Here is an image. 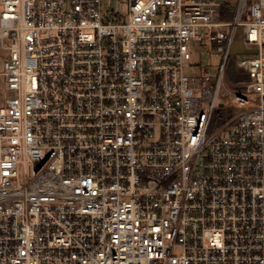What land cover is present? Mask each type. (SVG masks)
I'll list each match as a JSON object with an SVG mask.
<instances>
[{"label":"built area","instance_id":"1","mask_svg":"<svg viewBox=\"0 0 264 264\" xmlns=\"http://www.w3.org/2000/svg\"><path fill=\"white\" fill-rule=\"evenodd\" d=\"M110 1L0 0V264H264V0Z\"/></svg>","mask_w":264,"mask_h":264},{"label":"rangeland","instance_id":"2","mask_svg":"<svg viewBox=\"0 0 264 264\" xmlns=\"http://www.w3.org/2000/svg\"><path fill=\"white\" fill-rule=\"evenodd\" d=\"M110 8H113L114 10L118 9V1L117 0H111L110 1ZM125 6H121V10H124ZM109 8L107 7L106 2H103V11H107ZM10 44V39H5L2 42V46H0V71L2 70V65L4 59L8 56V50L4 49L3 46H7ZM190 44V55H191V65L186 68V73L189 75H200V74H215L217 72L220 60H221V52L216 51L215 47L211 45L208 41H195L189 42ZM245 45L243 43V37H242V29L241 27H238L236 30V36L234 39V42L231 46V54L235 55L237 53L245 51ZM233 57V56H232ZM231 60H233L231 58ZM234 62V61H233ZM235 72H238L242 74L243 77H240L239 80L245 79L244 73H241L236 70V67L234 65ZM226 83L229 84L231 89L233 88V85L230 84L227 80ZM235 85H237V82H235ZM233 91V90H232ZM3 90H2V84H1V76H0V104L2 103L5 96H7ZM248 97H255L253 95L247 94ZM226 104V106L229 105L228 99L223 100ZM237 109L235 108H228V109H222L218 110L215 115L219 116V118L224 119L229 114L235 112Z\"/></svg>","mask_w":264,"mask_h":264},{"label":"trees","instance_id":"3","mask_svg":"<svg viewBox=\"0 0 264 264\" xmlns=\"http://www.w3.org/2000/svg\"><path fill=\"white\" fill-rule=\"evenodd\" d=\"M223 18H229V16H223ZM234 62L231 59H228L225 65V77L226 80L233 85V88L239 89L237 85H235V82L240 79V77H243L242 74L235 72L234 69ZM245 79H248V76L244 74Z\"/></svg>","mask_w":264,"mask_h":264},{"label":"water","instance_id":"4","mask_svg":"<svg viewBox=\"0 0 264 264\" xmlns=\"http://www.w3.org/2000/svg\"><path fill=\"white\" fill-rule=\"evenodd\" d=\"M221 105H222V103L219 104V106H221Z\"/></svg>","mask_w":264,"mask_h":264}]
</instances>
